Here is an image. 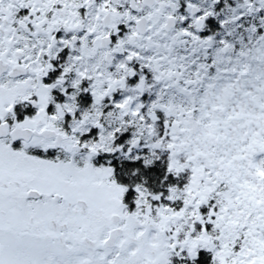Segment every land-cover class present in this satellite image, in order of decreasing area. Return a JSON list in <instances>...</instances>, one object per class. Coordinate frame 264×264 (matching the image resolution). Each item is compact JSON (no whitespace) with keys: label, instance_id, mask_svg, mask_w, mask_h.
<instances>
[{"label":"snow or ice","instance_id":"snow-or-ice-1","mask_svg":"<svg viewBox=\"0 0 264 264\" xmlns=\"http://www.w3.org/2000/svg\"><path fill=\"white\" fill-rule=\"evenodd\" d=\"M0 264H264V0H0Z\"/></svg>","mask_w":264,"mask_h":264}]
</instances>
